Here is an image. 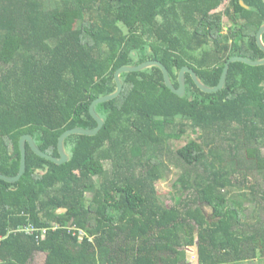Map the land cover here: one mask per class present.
<instances>
[{
	"label": "trees",
	"instance_id": "trees-1",
	"mask_svg": "<svg viewBox=\"0 0 264 264\" xmlns=\"http://www.w3.org/2000/svg\"><path fill=\"white\" fill-rule=\"evenodd\" d=\"M243 1L248 8L240 0H0V172L18 173L25 133L59 157L62 132L95 128L89 105L115 90L120 66L159 60L177 87L187 65L215 86L230 57L263 58L264 1ZM185 79L181 97L157 66L123 72L119 96L95 106L98 133L65 139V163L27 143L21 178L0 179V264H183L193 245L201 264L264 258V226L248 221L245 203L257 193L264 200L253 175L264 186V64L231 62L213 93ZM171 153L181 172L167 205L156 183ZM28 224L45 236L18 230Z\"/></svg>",
	"mask_w": 264,
	"mask_h": 264
},
{
	"label": "water",
	"instance_id": "water-1",
	"mask_svg": "<svg viewBox=\"0 0 264 264\" xmlns=\"http://www.w3.org/2000/svg\"><path fill=\"white\" fill-rule=\"evenodd\" d=\"M264 1V0H263ZM240 3L248 8V5H246L244 3L243 0H240ZM264 33V23L259 27L257 33H256V41L258 46L264 51V41L262 39ZM235 61H239V62H243L249 65H262L264 64V57L261 59H256V60H252L249 59L247 57L244 56H232L230 57L228 60L225 61L219 82L215 85V86H208L205 83H203V81L199 78V76L197 75V73L190 68L189 66L185 65L183 66L179 73H178V83L179 85L177 87H175L172 83V80L170 78L169 72L166 68V66L159 60L156 59H149L146 61H143L139 64H130V65H123L120 66L119 68L116 69L115 73H114V79L116 82V88L113 92L109 93V94H105L102 96H99L97 98H95L89 105V111L90 114L92 115V117L96 120L97 122V126L93 129H86V128H81V127H75V128H70L65 130L64 132L61 133V135L59 136L58 139V143H57V147H58V152H59V157H55L53 155H50L44 151H42L37 144L35 143L33 137L30 134H23L20 137L19 140V149H20V167H19V171L16 175L14 176H7L3 173L0 172V179L6 181V182H16L18 181L21 176L23 175V173L26 170V144L28 143L29 146L31 147V149L40 157L46 158L56 164H62L65 163L69 160L70 155L67 152V149L65 147V139L71 135V134H85V135H95L96 133H98V131L102 128L103 124H104V120L103 118L96 112L95 110V106L101 102H105L108 100H111L113 98H116L117 96H119V94L122 91L123 88V83L121 80V74L123 72H131V71H141L144 70L146 68L152 67V66H157L161 69L163 77H164V81L166 86L175 94H177L178 96H184L186 93V79H185V75L188 72L194 83L196 84V86L202 90L203 92L206 93H213V92H217L218 90L222 89L225 85V80H226V76L228 73V69L230 66L231 62H235Z\"/></svg>",
	"mask_w": 264,
	"mask_h": 264
},
{
	"label": "rangeland",
	"instance_id": "rangeland-1",
	"mask_svg": "<svg viewBox=\"0 0 264 264\" xmlns=\"http://www.w3.org/2000/svg\"><path fill=\"white\" fill-rule=\"evenodd\" d=\"M225 25H228V21L226 18H224ZM190 139L189 136H184L180 140H172L171 141V147L172 149H176L177 147L185 144ZM263 153H264V147H263ZM169 157L172 159L175 158L174 153L172 154H166L165 161L168 165V168L165 171V177L158 180L156 183L157 191L161 199L164 201L165 204L171 205L173 203L174 198V182L176 181L178 175L181 172V168L178 166V164L171 163L169 160ZM257 181H259L260 185L257 187L258 189H262L263 181L262 178L259 177L256 173H253ZM236 189H233L235 191ZM245 203L247 205V215H248V221L251 223H255L258 220L259 223H261L264 226V200L261 199L259 193L257 195H254L253 197L249 196L247 199H245ZM193 256V255H192ZM40 259H37L35 263L40 262ZM247 264H264V258L263 257H257L255 259H251L248 262H242Z\"/></svg>",
	"mask_w": 264,
	"mask_h": 264
},
{
	"label": "built area",
	"instance_id": "built-area-1",
	"mask_svg": "<svg viewBox=\"0 0 264 264\" xmlns=\"http://www.w3.org/2000/svg\"><path fill=\"white\" fill-rule=\"evenodd\" d=\"M19 231H24L26 234L35 235L37 238H43L47 232V228H39L32 224L24 225L18 228ZM79 236L83 235V232L79 230Z\"/></svg>",
	"mask_w": 264,
	"mask_h": 264
},
{
	"label": "crops",
	"instance_id": "crops-1",
	"mask_svg": "<svg viewBox=\"0 0 264 264\" xmlns=\"http://www.w3.org/2000/svg\"><path fill=\"white\" fill-rule=\"evenodd\" d=\"M193 255V256H192ZM249 260L243 261V262H248ZM183 264H201L198 262L197 259V246H189L186 248V260ZM225 264H247V263H225Z\"/></svg>",
	"mask_w": 264,
	"mask_h": 264
}]
</instances>
